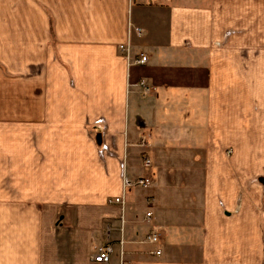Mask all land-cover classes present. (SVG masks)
<instances>
[{
    "label": "crops",
    "instance_id": "crops-1",
    "mask_svg": "<svg viewBox=\"0 0 264 264\" xmlns=\"http://www.w3.org/2000/svg\"><path fill=\"white\" fill-rule=\"evenodd\" d=\"M263 99L264 0H0V264H264Z\"/></svg>",
    "mask_w": 264,
    "mask_h": 264
},
{
    "label": "built area",
    "instance_id": "built-area-1",
    "mask_svg": "<svg viewBox=\"0 0 264 264\" xmlns=\"http://www.w3.org/2000/svg\"><path fill=\"white\" fill-rule=\"evenodd\" d=\"M141 32L142 31L140 29L136 30L137 35H141ZM119 48L121 52H126V53L128 52V49L125 46H120ZM126 59H128V55H126ZM146 61H147V58L144 55H140L136 57L132 63L136 65H143L146 63ZM140 85L143 86L144 83L141 82ZM141 146H144V143H141ZM230 154H231L230 151L226 152L227 156H229ZM142 161H143L145 168L150 169L151 167H153L155 157L150 151L144 152L142 154ZM150 185H151V179L149 177L139 178V179H136L134 182H130L129 180H126V179L124 180L125 190L130 187L148 188L150 187ZM108 203L124 206V197L109 200ZM150 217H151V213L148 212L146 214V218H150ZM109 237H110V232L107 229L106 238L109 239ZM161 239H162V232L160 230H157V231H153L149 233L145 237L144 243L154 246V245H158L161 242ZM120 244L122 245L123 242H120ZM112 254H113V246L110 242H107L105 245L98 247L97 252L92 257V261L98 264H109ZM160 254L161 252L159 250H156L151 253V255L153 256H159Z\"/></svg>",
    "mask_w": 264,
    "mask_h": 264
},
{
    "label": "rangeland",
    "instance_id": "rangeland-1",
    "mask_svg": "<svg viewBox=\"0 0 264 264\" xmlns=\"http://www.w3.org/2000/svg\"><path fill=\"white\" fill-rule=\"evenodd\" d=\"M252 141H253V139H252ZM257 144L258 143H255V142H254V144H251L252 145L251 150L253 152H250V154H249L250 161L254 167V169L251 168L250 172H251V175L254 177L264 176V142L262 143V146L259 149H258ZM140 156H142V155H140ZM141 162H142V166L145 168L143 161H142V157H141ZM145 169H147V168H145ZM142 178H145V177H142ZM116 226H117V223H116ZM113 236H116V234H113ZM116 238H117V236H116ZM115 248L117 249L116 246H115Z\"/></svg>",
    "mask_w": 264,
    "mask_h": 264
},
{
    "label": "water",
    "instance_id": "water-1",
    "mask_svg": "<svg viewBox=\"0 0 264 264\" xmlns=\"http://www.w3.org/2000/svg\"><path fill=\"white\" fill-rule=\"evenodd\" d=\"M260 183L264 185V177L260 179Z\"/></svg>",
    "mask_w": 264,
    "mask_h": 264
}]
</instances>
